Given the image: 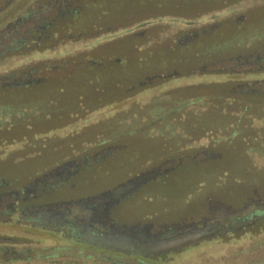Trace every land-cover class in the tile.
I'll use <instances>...</instances> for the list:
<instances>
[{
    "label": "trees",
    "instance_id": "1",
    "mask_svg": "<svg viewBox=\"0 0 264 264\" xmlns=\"http://www.w3.org/2000/svg\"><path fill=\"white\" fill-rule=\"evenodd\" d=\"M3 106L19 111L0 123V194L66 163L79 170L38 199L97 193L165 163L178 166L175 189L262 196L264 0H0Z\"/></svg>",
    "mask_w": 264,
    "mask_h": 264
},
{
    "label": "flooded vegetation",
    "instance_id": "2",
    "mask_svg": "<svg viewBox=\"0 0 264 264\" xmlns=\"http://www.w3.org/2000/svg\"><path fill=\"white\" fill-rule=\"evenodd\" d=\"M177 167L170 169L165 163L159 164L137 171L116 186L85 196L74 195L49 201L38 199L42 193L49 194L46 190L57 192L58 186L67 183L79 170L78 165L66 163L33 183L11 190L8 195L1 193L0 224L12 222L17 226L62 237L75 245L96 251L103 257V264H156L196 247L144 257L147 254L144 246L174 239L168 244L170 248L181 241L178 237L187 239L191 235L207 238L199 246L222 242L234 239L238 234H252L258 222L264 220V193L256 198L245 197L240 202L229 195H225L229 196L228 199L222 200L212 196L201 200V196H196L195 192L189 200L180 196L182 193L177 190L181 187L175 189L173 185V179L180 176L179 173L173 175ZM71 168L74 171L70 174L68 171ZM157 168L159 172L153 177L151 171ZM144 178L143 183H137ZM74 187L75 184H72L71 188ZM184 188L193 187L189 185L181 189ZM159 192L166 193L172 200L165 210L161 207V199L156 197ZM170 192L177 193L171 195ZM101 194H110L114 198L108 199L105 205L100 204L98 209L96 205L86 206L87 198ZM241 196L242 193L239 199L243 198ZM70 202H81L82 214L75 208L71 211ZM78 213L85 216L78 218ZM88 239L91 244L85 243ZM15 242L3 238L0 245H7L5 248L0 246V256L16 254Z\"/></svg>",
    "mask_w": 264,
    "mask_h": 264
},
{
    "label": "rangeland",
    "instance_id": "3",
    "mask_svg": "<svg viewBox=\"0 0 264 264\" xmlns=\"http://www.w3.org/2000/svg\"><path fill=\"white\" fill-rule=\"evenodd\" d=\"M244 68H235L234 71L245 70ZM45 107L46 105L42 101L27 105L28 110L36 109V111L46 110ZM117 109L114 108L107 113L114 112ZM17 111H19V107H0V123H6L12 116L15 117ZM180 184H182V187L189 185L193 187L184 189H181V187L177 190V192L181 191L180 193L182 194L180 196L187 200L193 196L191 195L193 192L196 193V196H201L200 198L203 200L214 191V186L209 184L195 185V183H192L186 185L184 182H180ZM177 192H170V194L175 195ZM156 197L157 199H161V207L164 210L167 209L169 203L172 201L166 193L159 192ZM257 229L259 230V228ZM255 230L250 235L238 234L234 239L222 242L215 241L201 246L198 244L194 246L196 248L188 249L183 253L169 257L165 262L156 264H264V232L255 233ZM5 237L17 241L19 247L16 250H21V248L28 249L29 253L20 256L8 253L4 257L0 256V264H18L16 261L11 262V260L26 256L29 258V262L26 263L36 264H47L49 262L61 264L63 261L75 262L77 264L104 263L103 257L90 248L75 245L54 234L51 235L38 230H31L23 226L14 227V223L12 222L11 224H0V241ZM256 243H259V245H254ZM5 245L7 244L1 243L0 246H2L1 248H5ZM131 262L135 263L136 261Z\"/></svg>",
    "mask_w": 264,
    "mask_h": 264
},
{
    "label": "water",
    "instance_id": "4",
    "mask_svg": "<svg viewBox=\"0 0 264 264\" xmlns=\"http://www.w3.org/2000/svg\"><path fill=\"white\" fill-rule=\"evenodd\" d=\"M170 169H172V168H170ZM158 170H159V168L151 171V174L153 175V177L155 175H157V173L159 172ZM168 170H164V171H168ZM143 181H145V178L142 180H139L137 183H140V182L143 183ZM113 198H114L113 195L101 194V195L96 196V197L87 198V201L85 202V204H86V206H91V205L95 206L96 205L97 207L95 206V208L98 209L100 204L105 205V202H107L108 199H113ZM68 204L70 205L71 211H73V208H75L76 209L75 211H79V213H81L80 210H82V207H83L81 202H70ZM79 213L77 214L78 218L85 216V215H81L82 213L81 214H79ZM178 238L181 239V241L177 245H175L174 247H170V248H168V244L170 242H172L174 239L162 240L163 242H159L158 244H155L152 246H149V245L144 246L143 249L147 254H144L143 256L148 257L150 254L151 255H160L162 253H166V252H170V251H181V250H184L188 247L196 246V245L200 244L201 242H203L204 240L207 239L204 236H196V235H191L190 238H187V239L185 237H178ZM89 241L90 240L88 239L85 241V243L91 244ZM93 245L96 246L97 244L93 243ZM162 245H164L165 247H163Z\"/></svg>",
    "mask_w": 264,
    "mask_h": 264
}]
</instances>
